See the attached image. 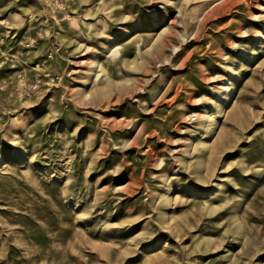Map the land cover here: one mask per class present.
Returning a JSON list of instances; mask_svg holds the SVG:
<instances>
[{"label": "rangeland", "instance_id": "obj_1", "mask_svg": "<svg viewBox=\"0 0 264 264\" xmlns=\"http://www.w3.org/2000/svg\"><path fill=\"white\" fill-rule=\"evenodd\" d=\"M0 264H264V0H0Z\"/></svg>", "mask_w": 264, "mask_h": 264}]
</instances>
